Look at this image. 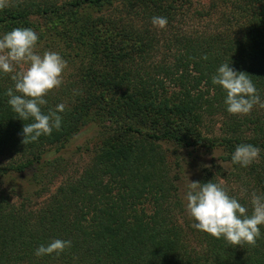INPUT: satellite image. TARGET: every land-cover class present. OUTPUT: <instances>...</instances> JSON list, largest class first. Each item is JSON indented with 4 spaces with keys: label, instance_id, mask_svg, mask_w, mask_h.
<instances>
[{
    "label": "trees",
    "instance_id": "16d2710c",
    "mask_svg": "<svg viewBox=\"0 0 264 264\" xmlns=\"http://www.w3.org/2000/svg\"><path fill=\"white\" fill-rule=\"evenodd\" d=\"M192 1L12 0L0 10V36L31 28L36 50L67 62L61 86L41 106L47 114L65 104L61 126L26 144L22 129L32 120L11 109L5 92L14 82L0 73V179L29 172L39 184L54 174L43 171L48 152L85 126L97 133L85 167L40 206L0 190V264H264V225L255 246H230L192 227L185 210L193 171V182L220 184L249 215L252 194L264 195V108L229 114L226 93L212 84L229 63L250 75L264 102V0H222L214 29L188 33L176 21ZM216 7L196 12L211 18ZM154 16L166 17V27L153 26ZM241 144L261 149L247 167L231 163ZM206 154L209 166L185 159ZM55 239L71 246L34 254Z\"/></svg>",
    "mask_w": 264,
    "mask_h": 264
},
{
    "label": "clouds",
    "instance_id": "9594fccd",
    "mask_svg": "<svg viewBox=\"0 0 264 264\" xmlns=\"http://www.w3.org/2000/svg\"><path fill=\"white\" fill-rule=\"evenodd\" d=\"M12 0H0V10L10 6ZM153 26L163 29L167 18L154 16ZM38 34L31 28H13L0 36V73L11 74L14 87L8 88L5 95L7 103L21 120L32 122L24 124L22 143L36 141L41 135H50L53 128L59 130L61 116L66 105L61 103L55 109L43 113L41 106L48 102L44 98L49 92L61 86L67 62L54 51H35ZM203 59H207L204 56ZM212 84L218 85L226 93V110L232 115H247L255 105L264 108L250 75L235 71L229 63L218 67L212 77ZM261 149L251 144L236 146L231 154V163L247 167L259 158ZM186 214L194 221L192 227L209 234L215 239L223 238L230 246L247 244L255 246L260 237V226L264 225V195L253 193L252 211L236 198L230 197L218 183L189 182L185 194ZM71 246V241L55 239L47 246L40 245L35 255H59Z\"/></svg>",
    "mask_w": 264,
    "mask_h": 264
},
{
    "label": "rangeland",
    "instance_id": "374dc122",
    "mask_svg": "<svg viewBox=\"0 0 264 264\" xmlns=\"http://www.w3.org/2000/svg\"><path fill=\"white\" fill-rule=\"evenodd\" d=\"M217 5L216 8H213V13L211 18L207 16L200 17L196 9L200 12H204L207 9H210L211 5ZM223 4L222 0H193L191 5H188L191 8V11L187 13L184 17H179L176 21L177 28L188 33L200 32L202 30H212L215 28V17L219 14V7ZM186 6V7H188ZM50 21L52 18H48ZM38 46L36 47V49ZM38 53L40 51L36 50ZM42 54V53H40ZM65 74H63V77ZM63 80V79H62ZM213 129L216 133L220 132V124L218 122L213 123ZM96 128L93 126H85L80 133H78L72 140L69 141L67 146L64 149H61L58 152H53L52 150L48 152L47 158L49 163H47L46 168L43 169L49 175L53 174L52 177H43L42 182L39 184H34L28 180L30 173H24L22 175H16L15 177L0 179V190L3 192H8L11 195V199L15 203L19 201H24L34 208L40 206L43 201L52 193L55 192L57 186L65 179V176L68 174L79 173L85 165L88 163L91 155L94 152L93 144L96 139L95 135ZM165 147L168 149H173L174 145H168ZM168 150L169 160L175 158L174 153ZM218 153H215V156ZM212 156L209 154L200 157V159L194 158L189 159L185 158L189 163H194V166L203 165L209 166L212 164ZM56 158V159H55ZM191 161V162H190ZM217 162V160H216ZM44 165V164H43ZM223 168L227 169L226 165H223ZM195 172H188V181L193 182L195 177ZM195 181V180H194Z\"/></svg>",
    "mask_w": 264,
    "mask_h": 264
}]
</instances>
